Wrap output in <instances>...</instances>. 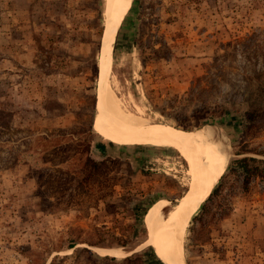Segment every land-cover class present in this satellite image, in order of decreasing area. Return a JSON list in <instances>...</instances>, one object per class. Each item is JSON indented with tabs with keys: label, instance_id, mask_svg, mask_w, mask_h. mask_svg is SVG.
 <instances>
[{
	"label": "rangeland",
	"instance_id": "1",
	"mask_svg": "<svg viewBox=\"0 0 264 264\" xmlns=\"http://www.w3.org/2000/svg\"><path fill=\"white\" fill-rule=\"evenodd\" d=\"M105 11L0 0V264H168L148 222L184 199L191 161L100 130ZM128 12L108 75L117 97L150 122L211 127L228 155L189 221L186 263L264 264V163L249 181L231 163L264 161V0H133Z\"/></svg>",
	"mask_w": 264,
	"mask_h": 264
},
{
	"label": "bare ground",
	"instance_id": "2",
	"mask_svg": "<svg viewBox=\"0 0 264 264\" xmlns=\"http://www.w3.org/2000/svg\"><path fill=\"white\" fill-rule=\"evenodd\" d=\"M132 2L133 0H106V30L96 117L100 130L111 137L140 146L175 149L190 158L191 182L186 196L173 206L169 201L160 204L153 210L148 222V243L158 249L168 264H187L184 240L189 221L222 177L228 155L211 127L186 132L169 125L150 122L142 116L140 107H137L136 113L129 111L131 109L128 110L127 104L124 105L122 99L117 97L112 84L110 86L108 75L116 32L129 13ZM110 253L115 256L123 255L118 249H111Z\"/></svg>",
	"mask_w": 264,
	"mask_h": 264
},
{
	"label": "trees",
	"instance_id": "3",
	"mask_svg": "<svg viewBox=\"0 0 264 264\" xmlns=\"http://www.w3.org/2000/svg\"><path fill=\"white\" fill-rule=\"evenodd\" d=\"M254 115V112L249 114ZM97 148L99 151L105 150V143H98ZM232 165L234 166L235 170L238 171L240 174H243L245 179L249 181L252 177H255L258 175V168L257 167H249L250 163H264V161H260L251 157H242L239 159H235L231 161ZM74 246H71L70 248H73ZM96 258H99L98 256H95ZM104 259L108 261H116L115 257H105ZM139 259V256L136 254H132L128 257H125L121 260V262H132L134 260Z\"/></svg>",
	"mask_w": 264,
	"mask_h": 264
}]
</instances>
